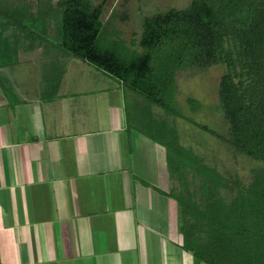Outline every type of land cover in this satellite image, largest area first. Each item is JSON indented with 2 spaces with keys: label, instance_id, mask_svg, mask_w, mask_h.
I'll return each instance as SVG.
<instances>
[{
  "label": "crops",
  "instance_id": "0c3cea01",
  "mask_svg": "<svg viewBox=\"0 0 264 264\" xmlns=\"http://www.w3.org/2000/svg\"><path fill=\"white\" fill-rule=\"evenodd\" d=\"M41 46L0 59V264H191L156 191L164 148L136 133L127 150L122 84L75 58L43 69Z\"/></svg>",
  "mask_w": 264,
  "mask_h": 264
},
{
  "label": "trees",
  "instance_id": "16d2710c",
  "mask_svg": "<svg viewBox=\"0 0 264 264\" xmlns=\"http://www.w3.org/2000/svg\"><path fill=\"white\" fill-rule=\"evenodd\" d=\"M59 5V46L166 114L170 110L162 92L168 77L173 82L177 70L192 66L224 67L217 97L226 136L194 125L224 142L234 155L258 163L249 181L224 177L176 140L163 143L142 133L165 151L171 187L158 192L177 206L180 249L194 264H264V0H191L184 9L146 17L137 43L140 53L122 40L106 41L101 5L92 0H61ZM166 50L175 57L167 60ZM126 147L129 151L128 134Z\"/></svg>",
  "mask_w": 264,
  "mask_h": 264
},
{
  "label": "rangeland",
  "instance_id": "374dc122",
  "mask_svg": "<svg viewBox=\"0 0 264 264\" xmlns=\"http://www.w3.org/2000/svg\"><path fill=\"white\" fill-rule=\"evenodd\" d=\"M60 1L0 0V59L10 58L15 48H18L19 57L20 51L33 49L32 46L38 44L44 47L39 58L45 60L43 69L50 70L49 64L50 67L58 69L64 57H67V60L73 59L59 46L63 33V9L60 8ZM190 2L191 0H92L94 6H102L103 37L107 38L106 41L122 40L125 47L137 53L142 51L137 43L146 17L170 9H184ZM132 42L136 45L133 46ZM163 54L167 56V60L175 57L174 51L171 50H166ZM161 55L160 51L153 58L154 67ZM20 66L25 68L27 65ZM85 66L91 70H86L85 73L99 76L97 81L101 82V85L110 87L111 83L115 85L114 82L118 85L116 79L106 73L89 64L85 63ZM223 70L222 65L207 68L192 66L177 70L173 82L168 77L165 84L167 89L162 95L166 96L169 114L123 87L128 112L125 117V135L140 133L148 138L142 133L145 132L163 143H173L176 140L197 156L204 158L209 166L224 177L237 176L243 182L249 181L252 169L257 167L258 163L244 156L234 155L228 145L194 125H205L220 136H226L227 124L217 97ZM138 111H141L139 117ZM166 171L168 175L167 167ZM171 181L169 180L170 187ZM162 189L165 190L164 187ZM143 249L142 246L140 253L144 262ZM191 264H194L193 260Z\"/></svg>",
  "mask_w": 264,
  "mask_h": 264
}]
</instances>
